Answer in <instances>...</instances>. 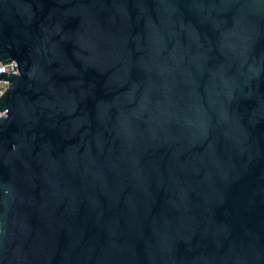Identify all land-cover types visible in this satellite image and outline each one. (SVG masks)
Instances as JSON below:
<instances>
[{
  "label": "water",
  "instance_id": "1",
  "mask_svg": "<svg viewBox=\"0 0 264 264\" xmlns=\"http://www.w3.org/2000/svg\"><path fill=\"white\" fill-rule=\"evenodd\" d=\"M0 264H264V0H0Z\"/></svg>",
  "mask_w": 264,
  "mask_h": 264
},
{
  "label": "built area",
  "instance_id": "2",
  "mask_svg": "<svg viewBox=\"0 0 264 264\" xmlns=\"http://www.w3.org/2000/svg\"><path fill=\"white\" fill-rule=\"evenodd\" d=\"M15 70L11 63L3 64L0 62V76L1 75H10L14 74ZM9 83L5 80H2L0 78V98L5 93V90H7ZM2 118V112L0 111V119Z\"/></svg>",
  "mask_w": 264,
  "mask_h": 264
}]
</instances>
